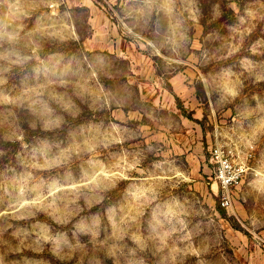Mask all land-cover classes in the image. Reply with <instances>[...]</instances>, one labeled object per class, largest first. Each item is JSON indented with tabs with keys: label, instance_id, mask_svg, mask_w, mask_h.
<instances>
[{
	"label": "rangeland",
	"instance_id": "374dc122",
	"mask_svg": "<svg viewBox=\"0 0 264 264\" xmlns=\"http://www.w3.org/2000/svg\"><path fill=\"white\" fill-rule=\"evenodd\" d=\"M0 264H264V0H0Z\"/></svg>",
	"mask_w": 264,
	"mask_h": 264
},
{
	"label": "built area",
	"instance_id": "2783aa9c",
	"mask_svg": "<svg viewBox=\"0 0 264 264\" xmlns=\"http://www.w3.org/2000/svg\"><path fill=\"white\" fill-rule=\"evenodd\" d=\"M251 158L252 155L250 154ZM210 163L218 185L221 188L220 205L230 208L233 204L231 191L245 177L248 167L236 158V155L221 145H216L210 151Z\"/></svg>",
	"mask_w": 264,
	"mask_h": 264
}]
</instances>
